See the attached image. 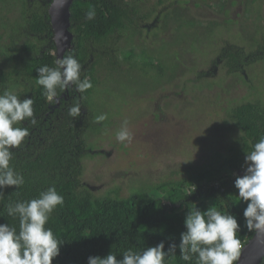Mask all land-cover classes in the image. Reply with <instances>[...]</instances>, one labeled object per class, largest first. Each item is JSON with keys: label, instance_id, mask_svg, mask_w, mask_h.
Wrapping results in <instances>:
<instances>
[{"label": "trees", "instance_id": "1", "mask_svg": "<svg viewBox=\"0 0 264 264\" xmlns=\"http://www.w3.org/2000/svg\"><path fill=\"white\" fill-rule=\"evenodd\" d=\"M52 1L0 0V15L7 9L16 11L7 22V30L0 32V40L8 39L2 52L0 95L9 92L20 99L27 96L33 100V117L14 125L25 128L27 135L11 149L10 165L25 182L18 188L0 189V223H7L18 233L19 218L8 215V205L38 198L41 192L55 187L63 204L53 210L45 225L52 229L60 246L52 264H88L89 257H105L109 253L122 260L128 250L142 252L161 242L167 252L171 245H179L181 233L186 231V214L197 207H214L222 214L234 215L240 224L236 238L243 248L254 230L245 226L246 205L239 200L234 180L247 167L245 153L264 137V103L255 99L227 106L223 127L231 129V136L224 153L214 154L208 165L183 171L176 180H162L156 195L142 206L132 193L118 197L115 192L95 198L82 184L81 176L82 161L89 151L85 134L98 123L94 120L93 99L101 83L99 72L109 71L116 84L123 71L144 72L145 67L153 65L144 55L138 61L134 50L125 51L121 44L127 43L130 36L140 35L148 15L164 6V2L74 0L69 20L72 40L63 57L71 55L78 61L80 80L89 81L92 87L83 92L77 91L75 85L66 91L57 89V96L48 100L37 83V72L45 65L55 67L56 46L48 14ZM170 8L165 6L162 21L168 18ZM89 10L95 12L91 19L86 15ZM247 39L251 43L249 50L221 42L216 58L222 65L217 67L227 75L244 76L249 66L264 60V38ZM123 64L127 65L125 70ZM156 77L162 79L163 72L158 71ZM76 106L79 114L70 115V109ZM211 198L216 202H209ZM163 264L198 261L194 255L190 260L182 259L177 247L174 255L165 256ZM260 264H264V258Z\"/></svg>", "mask_w": 264, "mask_h": 264}, {"label": "rangeland", "instance_id": "2", "mask_svg": "<svg viewBox=\"0 0 264 264\" xmlns=\"http://www.w3.org/2000/svg\"><path fill=\"white\" fill-rule=\"evenodd\" d=\"M213 2L190 0L189 23L168 20L121 44L125 51L133 49L138 61L143 55L153 61L144 72L123 71L116 84L109 71L99 72L93 99L98 123L85 134L89 151L81 176L95 198L132 193L142 206L156 195L162 180H176L183 171L208 165L214 154L224 153L231 136V129L223 127L227 106L255 99L264 103V60L240 77L204 71L222 40L249 50L247 37L264 38V0H224V9L210 6ZM15 13L7 9L0 15L1 33ZM7 42L6 37L0 40L1 68ZM157 71L163 72L162 79ZM121 130L129 134L124 141L117 138Z\"/></svg>", "mask_w": 264, "mask_h": 264}, {"label": "clouds", "instance_id": "3", "mask_svg": "<svg viewBox=\"0 0 264 264\" xmlns=\"http://www.w3.org/2000/svg\"><path fill=\"white\" fill-rule=\"evenodd\" d=\"M86 15L91 19L95 12L89 10ZM80 71L81 65L73 56L57 58L55 67L45 65L38 69L37 83L48 100L57 96V89L66 91L72 85L83 92L92 85L80 80ZM32 104L33 100L27 96L20 99L9 92L0 95V189L18 188L25 182L10 165L11 149L27 135L25 128L14 125L33 117ZM78 114V106L70 109V115ZM128 136L127 130L117 134L120 141ZM244 162L247 167L243 175L236 176L234 188L241 203L246 205L243 210L245 226L249 231L264 232V137L245 153ZM62 204L63 197L55 187L41 192L38 198L9 204L7 213L19 218V232L7 223H0V264H52L59 255L60 246L52 229L45 225L53 210ZM184 225L186 231L181 233L179 245H171L167 252L161 242L142 252L128 250L122 260L111 253L105 257H89L88 264H163L165 256L174 255L177 247L182 259L187 261L194 255L198 264H233L238 259L241 242L236 232L240 224L234 215L222 214L214 207L206 210L197 207L188 211Z\"/></svg>", "mask_w": 264, "mask_h": 264}, {"label": "water", "instance_id": "4", "mask_svg": "<svg viewBox=\"0 0 264 264\" xmlns=\"http://www.w3.org/2000/svg\"><path fill=\"white\" fill-rule=\"evenodd\" d=\"M74 0H53L48 14L56 46L55 57L62 58L70 48L72 34L70 27V7ZM92 189V188H88ZM264 258V232L254 230V235L241 248L236 264H260Z\"/></svg>", "mask_w": 264, "mask_h": 264}, {"label": "flooded vegetation", "instance_id": "5", "mask_svg": "<svg viewBox=\"0 0 264 264\" xmlns=\"http://www.w3.org/2000/svg\"><path fill=\"white\" fill-rule=\"evenodd\" d=\"M156 2H158V0H156L155 3ZM163 2H164V6L157 7L156 11H153L151 14L148 15L147 20L141 26L142 32L148 33L152 28H155V27L160 28V26H165L166 23L169 22L168 20H170L171 23H173L175 21H179V20H185V21H181V22L189 23L187 17H188V7L190 5V0H163ZM146 3L147 2L145 1V4ZM167 3H170V4L167 5ZM165 6L171 7L169 9V10H171V12L169 13L168 18L165 21H162V15L165 13ZM210 6H212L214 8L219 7V9H224L225 8V2H224V0H215V2L210 4ZM226 8H227V6H226ZM143 10H145V9H143ZM149 19H151L150 22L148 21ZM137 36H140V35H137ZM222 41H224V43L227 45L232 44L227 40H222ZM232 45L235 47H238L234 44H232ZM238 48H242V47H238ZM214 60H215V62H213ZM214 60L212 61L209 69L204 70L207 75H211V73L218 74V72L220 70H222L221 68H219L222 65V62L219 61L216 57L214 58ZM217 66H219V67H217ZM214 74H212V75H214Z\"/></svg>", "mask_w": 264, "mask_h": 264}]
</instances>
